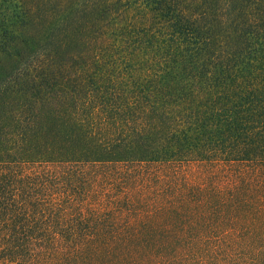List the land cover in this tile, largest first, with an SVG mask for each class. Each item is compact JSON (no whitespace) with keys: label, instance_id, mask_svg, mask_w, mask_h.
I'll use <instances>...</instances> for the list:
<instances>
[{"label":"trees","instance_id":"1","mask_svg":"<svg viewBox=\"0 0 264 264\" xmlns=\"http://www.w3.org/2000/svg\"><path fill=\"white\" fill-rule=\"evenodd\" d=\"M0 264H264V0H0Z\"/></svg>","mask_w":264,"mask_h":264}]
</instances>
